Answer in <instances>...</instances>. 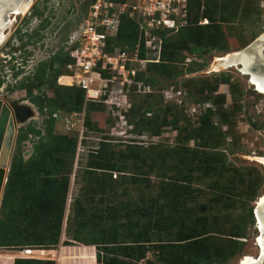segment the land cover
<instances>
[{
	"label": "rangeland",
	"instance_id": "1",
	"mask_svg": "<svg viewBox=\"0 0 264 264\" xmlns=\"http://www.w3.org/2000/svg\"><path fill=\"white\" fill-rule=\"evenodd\" d=\"M44 1L32 0L33 7L43 10L47 24L42 34L32 39V59L16 78L10 69L17 66L8 61L9 55H5L8 52L0 49V98L31 110L30 119L17 127L11 159L19 149L16 138L27 126L34 125L44 136L43 160L40 157L38 162L18 170L25 175L20 176L18 172L12 176L17 194L12 200L9 195L7 203L15 202L16 207L2 221L3 234L11 244L52 237L50 222L56 218L57 211L53 212L49 205L59 208L65 196L63 218L58 245L51 250L41 249L51 251L49 254L31 253L28 256L31 258H22L21 248L6 251L14 252L13 259L52 260L59 264L62 258L65 264H72L73 254L79 256L81 251L88 250L78 253L79 250L71 251L69 247L85 245L62 243L73 237L96 241L111 224L109 214L115 218L128 216L135 224L131 230L142 239L145 233L155 236L144 209L152 202L162 208L172 207L173 226L169 231L172 238L167 240L207 236L203 245L185 248V253L203 255V264H238L245 256L256 257L255 241L259 232L252 211L264 196V167L257 160L264 157V94L251 85L252 77L240 72L239 66L218 71L213 66L217 59L244 49L264 34L260 0H216L215 6L212 0H190L186 26L160 32L161 46L157 54L140 50L137 25L136 29L124 28L122 33H130L131 37L112 44L110 50L118 49L132 56L137 49L136 61L131 64L135 80L143 86L140 92H136L135 86H125L122 93L112 94L115 99L108 106L90 105L83 97L79 107L76 104L71 108L77 97L75 91L47 90L41 86L40 92L55 101L58 106L55 112L60 116L48 136L45 126L39 124L46 119V109L40 112L30 103L19 83L32 75L46 56L61 47L67 34L80 22L86 7L83 9L84 0ZM220 3H225L223 14L218 9ZM129 19L135 23L134 16ZM37 23L34 20L32 26ZM208 24L214 27L212 37L207 36L208 28L203 27ZM223 26H228L237 40V46L228 53L216 50L224 43L220 36ZM162 39L169 41L164 52ZM194 47L199 50L191 52ZM260 55H264L263 51ZM194 62H203V68L188 72L189 68L195 69ZM150 80L152 85L147 83ZM147 87L149 90H145ZM143 99L149 103H142ZM100 109L108 112L102 129L86 120L89 110ZM78 114H82L84 121L81 130L76 124L71 128L61 123L64 118L75 120ZM180 129L184 131L179 133ZM62 137L65 140L57 139ZM71 140L75 143L72 155L62 148ZM31 148L32 145L28 148L22 143L23 160L28 158ZM122 155L129 159L122 160ZM98 161L107 165L108 170H95L93 165ZM116 167L123 176L132 175L133 181L118 186L121 173L113 171ZM163 173L166 177H176L172 187H166L157 178ZM163 188L169 190L162 193ZM185 189L186 195L182 194ZM247 218L252 220L250 225L245 224ZM45 221L49 223L47 228H44ZM240 226L244 228L241 234ZM59 246L60 254L56 253ZM91 249L95 254L94 247ZM139 253H130L129 258L120 255L118 259L132 264H159L152 250L145 251L142 259H137Z\"/></svg>",
	"mask_w": 264,
	"mask_h": 264
},
{
	"label": "trees",
	"instance_id": "2",
	"mask_svg": "<svg viewBox=\"0 0 264 264\" xmlns=\"http://www.w3.org/2000/svg\"><path fill=\"white\" fill-rule=\"evenodd\" d=\"M48 0H45L44 2H47ZM115 2L120 0H113ZM212 5H216V0H212ZM211 1V2H212ZM89 0L83 1V9L88 5ZM221 5L218 6L220 10V14L224 13V5L225 3H220ZM190 0H187V12L189 10ZM43 14V10L39 8V6L34 7V15L37 17H40ZM188 14V13H187ZM250 14L246 13L245 15L248 16ZM187 20V17L185 18V21ZM47 24V20H43L42 23L39 24L38 29L41 31L45 28V25ZM186 26V25H185ZM132 27L136 29V24L131 21L127 16H121L119 20V26L116 31V35L114 38H108L106 40V45L108 49L110 50L112 47V44H116L118 41H122L123 39H129L131 37L130 33H122V30L124 28ZM204 28H208L207 30V36L212 37L214 33V27L210 24L203 25ZM186 28V27H184ZM136 33V32H135ZM180 33L183 35L184 32L180 31ZM223 36H222V35ZM221 34L220 36L223 37V46L216 47V50L221 53H228V51L234 49L237 46V40L235 36H233L232 31L229 29L228 26L221 27ZM38 35V33H35L33 38ZM66 38V37H65ZM221 40V39H220ZM169 44V41L167 39H162V52L167 50V45ZM221 44V43H220ZM141 47V46H140ZM140 50L143 52V48L141 47ZM199 50V47L191 48V52H195ZM72 59L67 56L65 52H63L62 47H60L58 50H56L53 54H50L47 59L41 63L38 68H36L35 72L32 75H29L28 77H25L20 84V89L25 90L26 94L28 96V99L30 103L35 105L39 108V111L46 109V119L42 120L40 122V125L45 126L46 135L51 132V129L53 127V124L60 120V116L57 115L56 118H53L52 115L55 114L58 106L56 105L55 101L53 99H49L43 95V93L40 92V87H44L47 90H54L57 89H71L77 93L76 99L70 104L71 108H74L77 104V107H79V103L83 98V91L75 88V87H68L66 86L65 82H61L60 84H57L55 86V82L57 77L61 75L67 74V71H65L64 66L68 63H71ZM194 65L195 69H188V72H192L193 70L201 69L204 66L203 62L200 63H192ZM95 73L99 76V78H102L106 81L109 80V76L104 72H97ZM18 73H13L12 77L16 78ZM169 77V76H168ZM150 85H152V80L148 81ZM35 92V93H32ZM108 96V95H107ZM111 99H115L114 96H112ZM79 102V103H78ZM141 102L144 104H148L149 101L146 99L141 100ZM43 103L45 106H43ZM90 105H94L93 103H90ZM69 106V105H68ZM101 106V104L99 105ZM102 107V106H101ZM37 108V109H38ZM86 115V120L89 119L90 122H93L98 129H102L105 124V112L103 110L98 111H88ZM84 123V121H83ZM82 123V127H83ZM184 129H180V132H183ZM27 136H31L30 140H27ZM48 136V135H47ZM51 137V136H50ZM44 136L42 135L40 129L36 128L34 125L27 126L16 138V146L19 148L17 149V152L14 154L10 161L8 174L6 178V183L4 185L2 198L0 201V249L1 250H14L13 248H21L26 249L29 248L31 251L34 250H45V249H54L59 242V235H60V227L62 223L63 218V211H64V201L65 196L62 197V203L59 205V208H56L55 206L49 205L50 209L54 212L57 211L56 218L51 219V228H52V237L42 239L41 241H24L22 244H11L7 243L6 236H4L3 231L4 229V223H2L5 216L11 215L13 212L15 206V202H9L7 203V198L10 195V199L16 198L17 189L16 185L12 186V176L15 173L20 172V176L25 175L26 173L23 171H18L19 169H24L25 166H29L30 163L34 161H39L40 157L42 158L41 151L43 149V144L41 140H43ZM58 140H65L64 137L57 138ZM25 141H29V143L32 145L31 152L29 153V156L26 160H23L22 153L20 151V147L22 143ZM74 141L71 140L67 142V145L65 148L67 151H69V154L72 155L74 151ZM211 150L216 149L215 147H210ZM124 155H122L123 157ZM125 158V159H124ZM129 157L124 156L122 160H127ZM47 162L46 160H44ZM36 162V163H37ZM182 164V161H179ZM95 170H102L106 169L107 165L103 164L101 161H98L95 165H93ZM115 172L121 173L120 177L118 178V186H121L122 182L126 181H133L132 175L128 174V176H123V172L119 171V167L114 168ZM168 172V171H167ZM184 176L187 175L185 174ZM160 181L165 183L166 187H172V183H175L177 181L176 177L168 176L166 177V173H163L162 175H158L157 177ZM22 179V178H21ZM116 186L117 184H113ZM112 188V186H111ZM184 189V188H183ZM169 189L163 188L162 193H166ZM12 191H15L14 194ZM187 191L186 189L182 191V194L186 195ZM136 208L141 209L140 206L135 205ZM172 208V207H171ZM169 207V205H166L164 208L160 205H154V203L150 202V205L148 208H144L146 210V215L149 217L148 224L152 223L153 230L155 231L154 235H149L148 233H145L143 239L137 236L134 233V230H131V226L135 228L134 222L130 221L128 216L125 217H119L115 218L114 214H109L108 217L110 220V226L107 228V230L102 231L100 238H98L96 241L86 242L80 239L79 237H73L68 238V242L62 243L65 246H68L70 242H77L81 243L85 246H92L95 249L94 259L96 264H132V263H126L124 260H119L118 256L124 255V258H129L130 253L135 254L139 253L137 259H142L144 252L149 250H152L156 254L157 260L159 264H203L204 256L203 255H196L193 253H185L187 251L185 248L190 245H203L204 238H207V236L198 235V236H191L187 237L186 239H179L176 241L167 240L171 239L169 231L172 229V217H173V210ZM249 217L250 216V210L248 211ZM124 219V221H123ZM252 223V220L247 218V223ZM48 222L45 221V227H48ZM66 224H69V219H66ZM174 224V223H173ZM250 225V224H249ZM149 228L148 226H146ZM256 227V226H255ZM244 228L240 226V229H238L239 233L243 232ZM128 232L127 236H121L122 233ZM68 235V232L65 231V236ZM129 240V242H127ZM70 241V242H69ZM184 242V243H182ZM169 243V244H168ZM144 246H147L144 248ZM138 249V250H136ZM171 252L170 255H168ZM187 261V262H186ZM59 264H64V260L62 258L58 260ZM12 264H54V262L51 260H39V259H14Z\"/></svg>",
	"mask_w": 264,
	"mask_h": 264
},
{
	"label": "built area",
	"instance_id": "3",
	"mask_svg": "<svg viewBox=\"0 0 264 264\" xmlns=\"http://www.w3.org/2000/svg\"><path fill=\"white\" fill-rule=\"evenodd\" d=\"M186 9L187 0H89L80 22L67 34L61 45L72 62L64 66L67 74L57 77L56 83L65 82L68 87L82 90L87 103L105 106L113 100L112 94L122 93L125 86H135L136 92H140L142 84L135 80L136 73L131 64L136 61L137 49L132 56L114 48L108 51L106 40L115 37L121 16H134L139 31V45L145 53L157 54L161 46L159 33L185 26ZM259 9L263 11L264 20V0L259 1ZM95 71L106 73L109 80L99 78ZM145 90H149V87ZM107 114L105 109V116ZM52 117L56 118L57 114ZM82 118V114H78L75 120L64 118L61 123L71 128L76 124L81 130ZM30 139L31 136H27V140ZM24 144L30 148L29 141ZM21 253L23 258H31L28 257L32 253L29 248L23 249Z\"/></svg>",
	"mask_w": 264,
	"mask_h": 264
},
{
	"label": "water",
	"instance_id": "4",
	"mask_svg": "<svg viewBox=\"0 0 264 264\" xmlns=\"http://www.w3.org/2000/svg\"><path fill=\"white\" fill-rule=\"evenodd\" d=\"M264 34L255 39L244 49L229 53L227 55H241L243 58L252 57V63L245 69L246 74L255 73L260 76H264V55H260V52L264 53ZM234 57V56H233ZM239 59V57H237ZM234 64L239 66V70L243 68V65L239 61H235ZM230 67V66H228ZM225 67V68H228ZM224 68V69H225ZM22 109L15 103H6L2 98H0V199L3 185L5 184V175L8 172V164L12 156L14 138L19 122L28 121L30 119L31 110ZM29 118V119H28ZM22 123V124H23ZM252 215L256 222L255 212L257 211V205L255 203ZM251 264H264V255H258Z\"/></svg>",
	"mask_w": 264,
	"mask_h": 264
},
{
	"label": "flooded vegetation",
	"instance_id": "5",
	"mask_svg": "<svg viewBox=\"0 0 264 264\" xmlns=\"http://www.w3.org/2000/svg\"><path fill=\"white\" fill-rule=\"evenodd\" d=\"M28 4L29 7L24 13L14 14L17 9H23ZM0 5L1 23L3 25L10 23L4 30L0 29V49L8 52L5 54L6 56L9 55L8 61L11 60L17 66L14 69H10L12 74L15 72L19 73L22 68L26 67L27 62L32 59L31 46L33 36L35 33L42 34L38 27L44 19L47 20V17L43 14L40 17L34 15L32 0H0ZM34 20L38 23L33 27L32 23Z\"/></svg>",
	"mask_w": 264,
	"mask_h": 264
},
{
	"label": "bare ground",
	"instance_id": "6",
	"mask_svg": "<svg viewBox=\"0 0 264 264\" xmlns=\"http://www.w3.org/2000/svg\"><path fill=\"white\" fill-rule=\"evenodd\" d=\"M30 3V2H29ZM1 6V5H0ZM24 7V6H23ZM29 7V4L26 5L23 9H17L16 12L14 14H19V13H24V11ZM6 8V7H5ZM10 23H8L7 25H3V23H1L0 21V29L4 30L7 26H9ZM264 40V37H263ZM1 43V42H0ZM234 56V57H233ZM239 57V59L237 58ZM235 61H239L242 65L243 68L241 69V72L246 74L245 72V68L247 66H249L253 61H252V57H242L241 55H228L225 56L223 58H219L215 61L213 69L214 71H218L220 69H224L225 67H232V66H237L236 64H234ZM249 77L251 78V85L256 87V90L260 93L264 94V76H260L258 74L255 73H250ZM18 107L22 108V109H28L27 106L24 105H18ZM29 119V118H28ZM25 122V121H24ZM23 122H19L18 126H20ZM258 162L264 167V157H258L257 158ZM257 205V211L255 212L256 215V229L259 232V235L256 237V241H255V246L258 250V255L263 256L264 255V196L260 197L258 202L256 203ZM257 255V256H258ZM256 256V257H257ZM256 257H252V256H245L238 264H251L254 263L253 261H255Z\"/></svg>",
	"mask_w": 264,
	"mask_h": 264
},
{
	"label": "crops",
	"instance_id": "7",
	"mask_svg": "<svg viewBox=\"0 0 264 264\" xmlns=\"http://www.w3.org/2000/svg\"><path fill=\"white\" fill-rule=\"evenodd\" d=\"M5 181H6V175H5ZM61 249L62 248L59 246L56 253L60 254ZM69 249H71V251L74 250L75 252L79 250L78 253H80V250H82V249L88 250V251H81L82 253L79 254V256H76V254H73L74 258L71 260L72 264H95L94 251H93V249H91V246L69 247ZM45 252L49 254V252H51V251H43V250L32 251L33 254L34 253L39 254V256H42ZM11 253H14V252L0 249V264H1V262H2V264H12V262L14 260L13 259L14 256H12ZM81 255H83V256H81ZM63 263L65 264L66 262L64 261Z\"/></svg>",
	"mask_w": 264,
	"mask_h": 264
}]
</instances>
